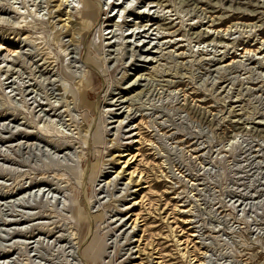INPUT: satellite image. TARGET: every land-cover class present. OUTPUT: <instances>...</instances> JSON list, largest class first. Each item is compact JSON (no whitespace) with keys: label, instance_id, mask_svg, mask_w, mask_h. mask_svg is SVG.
<instances>
[{"label":"rangeland","instance_id":"rangeland-1","mask_svg":"<svg viewBox=\"0 0 264 264\" xmlns=\"http://www.w3.org/2000/svg\"><path fill=\"white\" fill-rule=\"evenodd\" d=\"M0 264H264V0H0Z\"/></svg>","mask_w":264,"mask_h":264},{"label":"bare ground","instance_id":"bare-ground-1","mask_svg":"<svg viewBox=\"0 0 264 264\" xmlns=\"http://www.w3.org/2000/svg\"><path fill=\"white\" fill-rule=\"evenodd\" d=\"M162 18H163V17H162ZM163 19H164V18H163ZM222 37H223V36H222ZM126 163H127V162H126ZM126 163H125V164H126ZM128 163H129V161H128ZM130 166H131V165H130ZM132 173H133V172H132ZM132 175H134V174H132ZM131 180H132V179H131ZM137 220H138V219H137Z\"/></svg>","mask_w":264,"mask_h":264}]
</instances>
